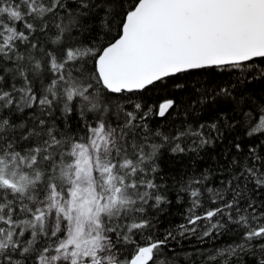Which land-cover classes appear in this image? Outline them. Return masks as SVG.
Here are the masks:
<instances>
[{"label":"snow or ice","instance_id":"6c2138e0","mask_svg":"<svg viewBox=\"0 0 264 264\" xmlns=\"http://www.w3.org/2000/svg\"><path fill=\"white\" fill-rule=\"evenodd\" d=\"M0 264H264V0H0Z\"/></svg>","mask_w":264,"mask_h":264},{"label":"trees","instance_id":"16d2710c","mask_svg":"<svg viewBox=\"0 0 264 264\" xmlns=\"http://www.w3.org/2000/svg\"><path fill=\"white\" fill-rule=\"evenodd\" d=\"M207 163H208V164H211V163H214V161H207ZM168 167H174V165L169 164ZM171 211L174 213L173 216H170V217H163V218H162V227H161V231H163V230H164V227L167 226V222H168V220H178V219H179V216H178V214H177V212H178L177 208H176V207H173V208L171 209ZM223 239H226V238H223ZM221 242H222V240H221V241H217V243H221ZM208 243L211 244V243H213V242H212V241H208ZM185 244H186V246L189 247V248L195 246L194 244H193V245H188L187 242H185Z\"/></svg>","mask_w":264,"mask_h":264}]
</instances>
